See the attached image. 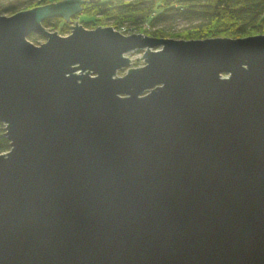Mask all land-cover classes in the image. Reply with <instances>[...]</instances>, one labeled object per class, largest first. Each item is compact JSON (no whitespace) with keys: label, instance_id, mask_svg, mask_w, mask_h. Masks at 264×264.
I'll return each mask as SVG.
<instances>
[{"label":"water","instance_id":"1","mask_svg":"<svg viewBox=\"0 0 264 264\" xmlns=\"http://www.w3.org/2000/svg\"><path fill=\"white\" fill-rule=\"evenodd\" d=\"M92 1L0 15V264H264V34L43 25Z\"/></svg>","mask_w":264,"mask_h":264},{"label":"trees","instance_id":"2","mask_svg":"<svg viewBox=\"0 0 264 264\" xmlns=\"http://www.w3.org/2000/svg\"><path fill=\"white\" fill-rule=\"evenodd\" d=\"M59 1L62 0H37L23 8L0 7V15H14ZM175 12L184 19L199 22L180 31L159 26ZM75 18L90 29L112 26L117 30L126 28L125 33H129L137 27L140 32L158 38H241L264 34V0H96L85 4L81 15ZM53 19L56 20L52 24L53 29L62 35L70 32V21L65 22L60 17ZM53 19L45 20L43 25L47 27ZM37 36L35 33L31 34L29 40L40 45L42 42ZM44 36L46 35H40ZM5 133L6 125L0 121V154L11 149Z\"/></svg>","mask_w":264,"mask_h":264},{"label":"rangeland","instance_id":"3","mask_svg":"<svg viewBox=\"0 0 264 264\" xmlns=\"http://www.w3.org/2000/svg\"><path fill=\"white\" fill-rule=\"evenodd\" d=\"M35 1H37V0H0V7L7 8L9 6H16V7L18 6V8H23V7H26L27 5H29L30 3L35 2ZM81 13H82V11L71 17L70 26L76 25L75 21H78L77 24H79V20L75 17L77 15H81ZM63 19L64 18H62V20ZM64 21L68 22L67 19H64ZM55 22H56V20L53 19L49 23V25L46 27V29L48 31H58V30L53 29L54 26H52V24ZM198 22H199L198 20L190 21V20L184 19V17L182 15H180L178 12H175L174 15L170 16L167 21L163 22L159 26H167L168 28H170L173 31H180L183 28L190 27V26H192ZM80 24H82V23H80ZM130 26H132V25H130ZM102 27H109V26H102ZM71 30H72V27L70 28V32H71ZM70 32H67V34H64V35H69ZM134 33H142V32H140L137 29V27H134L133 30H131L129 33H125V34H134ZM36 35L39 36V37L37 36L38 40L42 43H44L47 40V36L40 37L41 34H35V36ZM144 53H145L144 49L133 50V51H130L129 53H127L126 56H128L130 58V64H129V66L120 69L117 72V76H124L129 72V69L141 68L142 66H144L146 64L145 59H144Z\"/></svg>","mask_w":264,"mask_h":264},{"label":"built area","instance_id":"4","mask_svg":"<svg viewBox=\"0 0 264 264\" xmlns=\"http://www.w3.org/2000/svg\"><path fill=\"white\" fill-rule=\"evenodd\" d=\"M119 31L125 33L126 32V28H121Z\"/></svg>","mask_w":264,"mask_h":264}]
</instances>
